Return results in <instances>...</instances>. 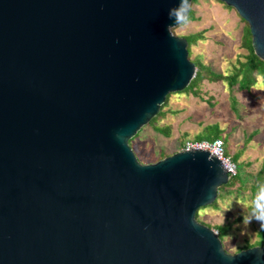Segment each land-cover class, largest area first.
Returning <instances> with one entry per match:
<instances>
[{"label":"water","instance_id":"obj_1","mask_svg":"<svg viewBox=\"0 0 264 264\" xmlns=\"http://www.w3.org/2000/svg\"><path fill=\"white\" fill-rule=\"evenodd\" d=\"M219 1L264 61V0ZM178 3L0 0V264H264L197 221L230 180L216 156L129 144L196 75Z\"/></svg>","mask_w":264,"mask_h":264},{"label":"rangeland","instance_id":"obj_2","mask_svg":"<svg viewBox=\"0 0 264 264\" xmlns=\"http://www.w3.org/2000/svg\"><path fill=\"white\" fill-rule=\"evenodd\" d=\"M191 9L195 17L187 24L174 27L172 32L180 38L202 33L203 37L192 46L190 60H199L217 73H232L238 60H245L243 55L248 53L244 44L247 22L235 9L219 0H197L191 3ZM201 88L202 97L183 91L170 94L163 109L165 118L143 126L136 134L138 137L130 139L129 144L140 163L151 164L156 163L162 153L173 155L178 152L181 141L204 134L207 125L220 126L230 142L232 155H241L239 162L245 181L229 193L222 192L217 207L201 208L197 221L216 232L219 226L230 224L223 245L228 253L236 254L240 247L254 244L258 239L259 222L253 219L246 226L243 223L245 209L241 204L252 199L253 176L264 165V83L248 92H234L237 112L233 109L231 89L226 81L205 80ZM156 126L164 130L169 128V135L157 132Z\"/></svg>","mask_w":264,"mask_h":264},{"label":"trees","instance_id":"obj_3","mask_svg":"<svg viewBox=\"0 0 264 264\" xmlns=\"http://www.w3.org/2000/svg\"><path fill=\"white\" fill-rule=\"evenodd\" d=\"M195 2H197V0H193L192 4H194ZM194 17H195V12L191 9L188 14V21L193 19ZM248 26L249 25L246 24L248 34H246V31L244 30V41H245L244 44L248 50V53L246 55H243L245 60H238V64L234 66L233 72L230 74L217 73L213 71V69L210 66L204 65L201 61L192 60V62L197 67V72H196L195 77L190 82L189 86L183 92H191L195 96L202 97L203 92L201 91L202 90L201 86L205 80L209 82L226 81L228 83L229 89H231L230 97L232 100L233 109L235 110V112H237V110L235 109L237 106V99L234 95V92L237 90L248 92L253 87L257 86L258 84L264 83V61L255 54V50L252 45V35L250 32V28H248ZM202 37H203L202 33H193V34H189L185 36V39L188 41L189 59L191 58V55H192V46L195 45L198 42V40H200ZM170 96L171 95L167 96L165 102L160 107L159 113L149 122V124H154L155 122H159L160 120L165 118L166 113L163 111V109L167 105ZM155 129L157 132H160L165 135H169V130H170L169 128L164 130V128L160 126H156ZM206 129L207 130L205 133L209 135V138L204 133V134L196 136L195 139L214 140L216 138H222L225 142V149H226L227 155L231 157V159L238 165V175L235 178L230 179L227 185L221 186L218 189L217 199L212 204V206L217 207V201L221 199L223 196L222 192L226 191L227 193H229L238 184L242 185L245 181V177L243 175L242 165L239 162L241 155L239 153L232 155L230 142L228 138L223 135L224 132L223 130L220 129V126L218 124L207 125ZM253 135H251L250 137H253ZM137 137L138 136L136 135L134 138H137ZM247 141L249 142L250 138H248ZM184 142L185 140L181 141L179 150ZM129 143L131 142L129 141ZM168 156L170 155L162 153L157 161L162 160ZM261 184H264V165L253 176V181L250 185L252 199L255 197L257 190H258V186ZM198 216L199 215L197 214L196 218H198ZM230 227L231 225L228 224L226 226H219L216 229L222 241L226 237ZM257 237L258 239L256 240L254 244L248 243L247 245L240 247L238 249V252L255 247V246L264 248V229H261L260 224H259V230L257 233ZM224 249L226 251L228 250L226 246H224Z\"/></svg>","mask_w":264,"mask_h":264},{"label":"clouds","instance_id":"obj_4","mask_svg":"<svg viewBox=\"0 0 264 264\" xmlns=\"http://www.w3.org/2000/svg\"><path fill=\"white\" fill-rule=\"evenodd\" d=\"M190 8V0H179L175 7L168 10V17L174 22L173 25L168 26L170 35L172 28L188 23L187 13ZM241 205L245 209L243 223L247 226L254 219L259 222L261 229H264V184L258 186L257 193L253 199Z\"/></svg>","mask_w":264,"mask_h":264},{"label":"built area","instance_id":"obj_5","mask_svg":"<svg viewBox=\"0 0 264 264\" xmlns=\"http://www.w3.org/2000/svg\"><path fill=\"white\" fill-rule=\"evenodd\" d=\"M190 149L205 150L210 152L211 155L216 156L228 171L229 179L235 178L238 175V165L227 155L225 142L222 138H216L214 140L186 139L179 151H187Z\"/></svg>","mask_w":264,"mask_h":264},{"label":"crops","instance_id":"obj_6","mask_svg":"<svg viewBox=\"0 0 264 264\" xmlns=\"http://www.w3.org/2000/svg\"><path fill=\"white\" fill-rule=\"evenodd\" d=\"M193 139H195V138H193Z\"/></svg>","mask_w":264,"mask_h":264}]
</instances>
